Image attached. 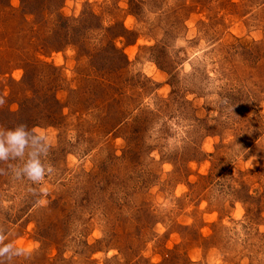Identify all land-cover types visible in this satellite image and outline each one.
Returning <instances> with one entry per match:
<instances>
[{
	"label": "rangeland",
	"instance_id": "374dc122",
	"mask_svg": "<svg viewBox=\"0 0 264 264\" xmlns=\"http://www.w3.org/2000/svg\"><path fill=\"white\" fill-rule=\"evenodd\" d=\"M21 124L0 264H264V0H0Z\"/></svg>",
	"mask_w": 264,
	"mask_h": 264
},
{
	"label": "clouds",
	"instance_id": "9594fccd",
	"mask_svg": "<svg viewBox=\"0 0 264 264\" xmlns=\"http://www.w3.org/2000/svg\"><path fill=\"white\" fill-rule=\"evenodd\" d=\"M24 129L25 126L21 124L14 129L5 130L3 133H0V160H6L10 151L16 156H22L24 154L25 146L28 143L26 139L28 133ZM31 134L34 141L45 140L43 136L34 131H31ZM43 151L46 154V143ZM45 171L46 169L41 159L35 153L30 152L17 175L19 176L23 173L33 181H40L43 179ZM0 242H2V238H0ZM21 251L22 249L15 246V242L0 243V257L8 253H11L12 256L18 255Z\"/></svg>",
	"mask_w": 264,
	"mask_h": 264
},
{
	"label": "trees",
	"instance_id": "16d2710c",
	"mask_svg": "<svg viewBox=\"0 0 264 264\" xmlns=\"http://www.w3.org/2000/svg\"><path fill=\"white\" fill-rule=\"evenodd\" d=\"M114 50H115L116 52L120 53V54L123 56V58H125V60H127L126 57H125V55H124L119 49H116V47H115ZM121 69H122V68H121Z\"/></svg>",
	"mask_w": 264,
	"mask_h": 264
}]
</instances>
